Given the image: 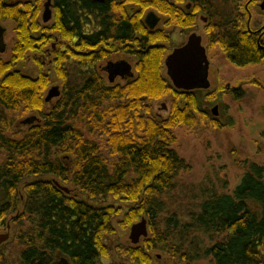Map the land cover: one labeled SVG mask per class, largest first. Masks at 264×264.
Wrapping results in <instances>:
<instances>
[{"label":"trees","instance_id":"16d2710c","mask_svg":"<svg viewBox=\"0 0 264 264\" xmlns=\"http://www.w3.org/2000/svg\"><path fill=\"white\" fill-rule=\"evenodd\" d=\"M39 2L0 0V20L14 22L17 38L11 58L0 55V222L17 211L22 188L18 264H53L57 254L68 264H104L106 238L142 218L150 237L123 251L125 264H152L149 252L157 249L169 256L158 264H264L263 166L245 163L231 192L198 186L188 189L192 206L169 208L177 175L190 167L172 147V128L191 127L201 114L193 91L176 89L163 72L164 30L150 29L142 17L152 8L181 24L169 4L52 0L47 26L38 19ZM222 3L220 14H207L209 44L238 67L260 63L264 38L248 29L245 6ZM48 32L69 43L51 60L61 89L45 109L50 78L41 64L35 78L13 67L41 52L52 38ZM112 49L135 58V74L123 85L101 75ZM169 96L168 116L157 119L152 102ZM21 109L34 111L36 120L13 133L7 113ZM65 184L82 196L62 190ZM105 198L128 207L92 203Z\"/></svg>","mask_w":264,"mask_h":264},{"label":"rangeland","instance_id":"374dc122","mask_svg":"<svg viewBox=\"0 0 264 264\" xmlns=\"http://www.w3.org/2000/svg\"><path fill=\"white\" fill-rule=\"evenodd\" d=\"M45 1L40 0L39 2L40 11L38 19L41 23L50 26L53 21L54 9L52 8L51 11V19L44 23L42 21V14ZM223 1L226 2L227 0H222L218 3L222 5L224 4L222 3ZM237 1L239 6H245L247 2V0ZM256 1L257 4L249 5L248 11L251 13L250 17L246 12L247 27L251 32L264 25V11L259 8L262 0ZM151 12H154L155 15L158 14L152 8L146 9L142 16L145 18V21L146 16ZM172 23L164 15L163 21L156 26V29L166 32L168 39L163 42L161 41V44L163 43L165 46L163 65L167 54L171 52L173 47L180 45L184 40L183 35L180 34L178 29L171 35ZM203 24L201 21H198L199 27L197 30L201 31L204 27ZM1 25L6 28L4 40L7 48L0 55L3 60L7 61L12 56V47L17 39L16 25L14 22L8 21H2ZM47 34H51L52 38L41 52L37 53V55L28 54L23 61L16 62L13 67V69L20 70L23 74L35 78L39 73L40 67L38 63H40L42 71L48 74L50 78V84L47 87L45 96L52 86H58L59 90L61 89V80L56 76L51 60L57 48L66 47L69 43L67 40L62 39L57 32H48ZM202 35L203 44L207 47V57L209 60L208 79L210 85L208 88L193 91L197 99L198 111L201 112V114L196 112L195 124L191 127L180 124L172 128V132L176 138L172 147L190 167L189 170L181 171L177 175L175 179L177 183L176 189L170 193V199L173 203L169 204V208L192 206L195 199H193L192 194L188 195V189L195 190L198 186H210L219 192H231L245 171V163L254 162L264 167V60L258 64L238 67L226 59L222 50L217 45L209 44L206 31ZM110 57H112V60L127 58L132 64V73H135V58L127 57L121 51H115V49H112ZM105 61L100 63V65H106ZM163 72L167 76L165 67ZM101 75L104 81L109 83L107 73L101 71ZM124 83V80H118L117 78L113 84L123 85ZM58 97L45 103V109L50 108L51 104ZM171 101L172 98L169 96L152 102V111L157 119L161 120L168 116ZM214 107H217L216 115L212 113ZM34 113V111L24 109L7 113L8 118L13 119L11 125L13 133L26 131L29 125L24 124L23 120ZM97 141L100 144L103 143L100 138ZM105 153L107 154V151ZM30 180V178L25 179L24 183ZM63 186L67 187L72 195L77 197L82 196L77 189L69 188L67 184ZM18 191L17 193H19L20 198L23 200L22 188ZM21 199L17 211L8 214L0 222V234H8V239L0 244V259L2 264H18L19 253L23 248L18 239L19 229L16 224L22 209ZM92 203L115 204L116 206H122L124 210L128 207V204L113 198H105ZM24 226L25 228L27 227L26 222ZM130 228L131 226L126 229L116 227V233L106 238L105 242L109 247L110 256L109 258L102 259L104 264H125L126 258L123 251L130 246H140L142 244L143 237L140 238L138 243H132L130 240ZM146 237H150L148 223ZM149 255L152 259V264L169 261V256L159 249L149 252ZM61 257L62 255L57 254L53 264H59L62 260ZM206 262V260H201L193 264H206Z\"/></svg>","mask_w":264,"mask_h":264},{"label":"water","instance_id":"95a60500","mask_svg":"<svg viewBox=\"0 0 264 264\" xmlns=\"http://www.w3.org/2000/svg\"><path fill=\"white\" fill-rule=\"evenodd\" d=\"M96 2H103L105 0H94ZM51 0H46L44 3V11L42 14V21L44 23L51 19ZM259 8L264 11V0L259 4ZM250 17V14H249ZM156 19L154 14L149 13L146 16V24L149 27H154ZM264 27V25H263ZM5 29L0 26V53L6 49L3 40V33ZM166 74L174 87L183 90H193L196 88H208L209 82L207 79L209 61L206 56L205 47L201 44V37L198 33H192L187 42L178 48L173 49L164 60ZM108 73L109 82H113L118 75L128 74L130 77L133 75L131 72V65L125 61L122 62H108L104 67ZM60 90L58 86L49 88L44 100L49 102L51 99L58 97ZM214 115L217 114V107L212 110ZM36 117L31 116L23 120L24 124H30ZM65 192H69L68 188L61 187ZM147 236V222L142 218L139 222L131 225L130 240L132 243H138L141 237ZM8 239V234H0V244ZM59 264H68L65 259H62Z\"/></svg>","mask_w":264,"mask_h":264},{"label":"flooded vegetation","instance_id":"af4514ba","mask_svg":"<svg viewBox=\"0 0 264 264\" xmlns=\"http://www.w3.org/2000/svg\"><path fill=\"white\" fill-rule=\"evenodd\" d=\"M20 1H23V0H20ZM24 1H30L31 2V0H24ZM91 1L92 2H96L94 0H91ZM106 1L107 0H105L103 2H97V3H104ZM115 1L116 2H123L125 0H115ZM158 1L167 2L169 4V9L171 11V14H174V16L176 17V20L179 19L180 22H181V24H177L176 22H175L176 24L172 23L173 26L171 27V30H170L171 35L174 34V31L176 29H178L180 34H182L183 37H184V40L182 41V43L180 45H178V46L173 47V49L183 46L187 42L189 36L192 33H198L200 35V37H201V44L205 47L206 56H207V47L203 44V35H202V33L205 32V28L207 27V25L210 22V18H209V16L207 14H215L214 10H217L216 14H220L219 11H218L219 10V3L218 2H221L222 0H158ZM51 2H52V0H51ZM204 2L205 3H210L211 4L210 7H208V6L206 7L205 5H203ZM251 4L252 5L257 4V1L256 0H247V2L245 4V7L247 9V11H246L247 14H251L250 11H248L249 5H251ZM52 8H53V6H51V11H52ZM207 9H211L212 13L208 12ZM157 12H158V14H156V15L154 14V12H151L152 14H154V17L156 19V23H155L154 27H152V28L148 26L150 29L156 28V26L163 21L164 14L162 15L161 11H157ZM2 21H8V22H12L13 23L12 20H8V19L0 20V26H2L1 25ZM144 21H145V18H144ZM198 21H201L202 23H204L203 24L204 27L201 29V31L197 30L198 27H199L198 26ZM3 28L5 29V31L3 33V40H4V35H5V32H6V28L5 27H3ZM254 31L258 32L259 38H264V27H263V25L258 27ZM166 40H168V39H167V35H166V32H165L164 40H161V41L163 42V41H166ZM161 41H160V44H161ZM4 42H5V40H4ZM5 45H7L6 42H5ZM162 45L164 46L163 43H162ZM6 48H7V46H6ZM109 57L107 59H105L106 60L105 61L106 65L108 64V62H122V61H125L127 64L131 65V69H132V64L127 60V58H120V59L112 60V57H110V58ZM132 58H134V57L132 56ZM207 59H208V57H207ZM106 65H101L102 72L105 71L104 67ZM105 72L107 73V71H105ZM132 74H133L132 76H134L135 73L133 72ZM208 75H209V66H208ZM208 75H207V79H208ZM117 78H118V80L119 79L120 80H124L125 82L128 81L129 79H131V77L128 74L118 75L115 78V80ZM107 80H108V73H107ZM115 80H114V82H115ZM208 82H209V79H208ZM209 85H210V82H209ZM197 89H201V88H196V89H193V90H185V91H191L192 92V91L197 90Z\"/></svg>","mask_w":264,"mask_h":264}]
</instances>
